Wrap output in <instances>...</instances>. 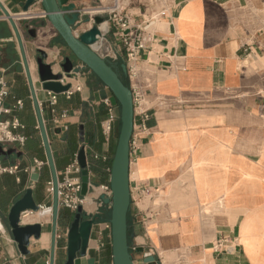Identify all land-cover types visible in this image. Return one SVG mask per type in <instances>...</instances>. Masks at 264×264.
Listing matches in <instances>:
<instances>
[{"label": "crops", "instance_id": "crops-1", "mask_svg": "<svg viewBox=\"0 0 264 264\" xmlns=\"http://www.w3.org/2000/svg\"><path fill=\"white\" fill-rule=\"evenodd\" d=\"M159 7L131 1L126 8L134 23L145 27L148 39L136 64V80L121 73L130 89L140 90L148 115L144 120L134 113L136 149L129 156L128 242L134 264H152L143 261L145 250L160 264H264V0H169L163 15ZM6 8L21 35L58 173L84 147L92 189L82 213L100 219L92 226L82 264L89 257L94 264H111L101 262L110 242V209L101 199V186L109 185L119 117L105 136L104 86L88 69L64 78L74 92L70 97L57 94L52 111L35 58L44 51L45 61L59 71L70 51L50 23L29 21L39 18L38 6L27 12L32 18L23 16L21 8L7 3ZM99 28L102 37L92 48L102 53L100 46L106 53L108 24ZM0 65L9 87L4 103L12 108L1 117L17 118L25 125L17 132L26 136L24 145L14 144L21 154L3 159L18 163L19 169L0 175V217L30 188L39 210L26 212L20 225H41L40 237L29 238L26 254L3 227L0 264H45L48 259L64 264L60 249L65 242L56 244L52 255V214L24 220L51 206L53 196L46 190L50 171L20 46L7 19L0 21ZM106 92L117 112L119 106ZM16 100H22V108L14 107ZM65 233L64 220L58 218L56 239Z\"/></svg>", "mask_w": 264, "mask_h": 264}, {"label": "water", "instance_id": "water-1", "mask_svg": "<svg viewBox=\"0 0 264 264\" xmlns=\"http://www.w3.org/2000/svg\"><path fill=\"white\" fill-rule=\"evenodd\" d=\"M76 0H24L22 3V12L26 13L35 4L39 3L44 11L46 20L41 21L45 25L48 21L60 36L63 43L70 51L59 64L60 70L53 71L52 65L45 61L47 54L40 50L39 55L35 58L36 72L38 80L43 90L61 94L71 87L70 82L63 83L64 78H70L72 74L78 73L83 69H88L104 86L106 90L116 99L119 104V128L114 154L112 157L109 187L111 195H102L101 199L110 209V252L111 264H134L132 254L128 243V223L127 214L130 208V188H129V142L133 130V100L132 92L128 85L124 84L121 73L126 72L124 63L119 65L111 63L101 57L92 47L100 35L99 24L104 21L103 17L96 16L93 19V25L82 31L78 35L73 33V27L79 20V14L76 10ZM0 11L8 20L14 35L20 46V51L24 63V69L27 82L30 88L33 108L37 118L38 129L41 144L45 154L46 165L50 171L51 183L53 185L52 198V255L56 244L65 242L64 249L60 252L65 253L64 264H82L81 258L87 254L88 242L91 235V229L99 214L84 217L82 206L71 214L66 212L63 216L66 233L64 237L56 239L57 219L59 217L60 206L58 204V171L53 159L50 141L48 139L46 126L42 117L41 109L36 99L28 62L24 54L22 39L16 26L14 18L0 3ZM87 21L89 19H86ZM30 35L35 34V29L29 30ZM82 129V126H80ZM82 134V132H81ZM20 155L15 147H9L3 150L0 147V156L7 158L11 154ZM77 159L81 170L82 188L81 194L86 195L90 189L87 159L84 147H80L77 152ZM38 174H34L32 179L37 180ZM39 206L35 203L32 190L25 189L24 193L12 204L6 215V220L10 232L17 243L18 249L22 254L27 253L29 238L38 239L40 237L41 225L39 223L20 225L21 218L26 212H36ZM65 240V241H64ZM145 263L160 264L155 256L148 250H145ZM94 257L86 259V264H94Z\"/></svg>", "mask_w": 264, "mask_h": 264}, {"label": "built area", "instance_id": "built-area-1", "mask_svg": "<svg viewBox=\"0 0 264 264\" xmlns=\"http://www.w3.org/2000/svg\"><path fill=\"white\" fill-rule=\"evenodd\" d=\"M9 0H0V3L6 6ZM99 2L98 7L102 12L99 15H103L105 12L107 14L104 17V21L108 23V29L106 34H111L112 41L109 42L111 54L98 53L103 58H109L115 61L117 64L124 63L126 66L125 74L128 75L130 81H135L137 76L136 64L140 58L141 53L147 48V35L145 27L137 25L134 21L127 15L126 8L130 5L131 1L134 0H96ZM150 4H158L159 14L163 15L167 10L169 0H147ZM38 4V3H35ZM34 6V5H33ZM27 13V12H26ZM26 13H23L25 16ZM104 13V14H105ZM3 14V13H2ZM0 14V21L6 20ZM96 16V15H93ZM80 17V15H79ZM39 18H45L43 9L40 10ZM91 21V20H90ZM93 22V21H92ZM77 23V22H76ZM76 25V24H75ZM74 25V26H75ZM111 26V27H110ZM89 28V27H88ZM75 35H78L76 30H73ZM81 33V32H80ZM5 70L0 65V147L6 150L9 147H15L14 144L24 145L26 141V136L22 133L17 132V130H24L25 125L22 124L17 118H2L3 115H9L12 108L6 106L4 103V98L8 95V83L4 78ZM79 91L80 87L77 86L75 91ZM74 90L70 87L67 91L63 92L66 97H70ZM132 100H133V111L142 115L145 119L148 118L146 110L143 109L142 104V94L139 89L132 87ZM48 94V105L51 110L54 111V106L57 102V94L47 91ZM102 101L107 107V116L101 123V129L105 136H109L114 122L118 119V114L116 112L115 106L112 103L110 96L104 94ZM15 108H22V100H16ZM136 149V143L132 139L129 142V156ZM99 156L94 154V158ZM4 158L0 156V175L1 174H15L19 169L18 163L8 164L5 163ZM102 160H106V156H101ZM38 167H41L43 162L35 160ZM81 170L77 159V153H74L73 158L69 164H67L62 171L58 173V204L60 207L66 208L71 212H76L79 206L84 203L85 195L81 194L82 181H81ZM101 189L105 193V196L111 195L109 185L101 186ZM47 192L53 195V185L50 182L47 184ZM142 192L148 193V189L142 190ZM52 212L51 206L46 207ZM107 228L110 229V223L107 224ZM3 231V226L0 219V234ZM219 245V244H218ZM45 264H52L48 259Z\"/></svg>", "mask_w": 264, "mask_h": 264}, {"label": "rangeland", "instance_id": "rangeland-1", "mask_svg": "<svg viewBox=\"0 0 264 264\" xmlns=\"http://www.w3.org/2000/svg\"><path fill=\"white\" fill-rule=\"evenodd\" d=\"M136 2L138 1H141V3H146L148 4V1L147 0H134ZM22 3H23V0H9L7 2V5L9 7H16V8H22ZM76 4V10L79 12L78 14L80 15L79 17V20L77 21L76 25L73 27V30H76L77 33H80L82 32L81 30L86 28L88 29V27H91V25H93V19H94V16H93V13H89L90 11H92L93 9H96L98 8V5H99V2L96 1V0H76L75 2ZM38 6L39 7V10H41V6L40 4H34V6ZM105 13V12H104ZM103 13V16H100V17H106L107 14ZM0 14H2V12L0 11ZM3 15V14H2ZM34 17V15L32 16ZM29 16V18H32ZM96 17V16H95ZM28 18V17H27ZM86 19H89L88 21ZM35 20H45V18H33V19H30L29 21H35ZM91 20V21H90ZM93 21V22H92ZM48 22V21H46ZM49 23V22H48ZM111 27V26H110ZM104 39L107 41V42H110L112 41V36L111 34H106L105 36H103ZM95 47V46H94ZM96 48V47H95ZM98 50H100L102 53L104 52L102 47H98ZM108 61H110L111 63H116L115 61L109 59V58H106ZM117 64V63H116ZM120 64V63H119ZM118 64V65H119ZM123 80V79H122ZM109 93V91H108ZM120 112V109H118L117 113L119 114ZM119 116V115H118ZM118 132V131H117ZM117 137V135H116ZM51 214V213H50ZM1 219V223H2V226L6 229L9 230V227H8V223H7V220H6V217H0ZM4 231V230H3ZM130 247V246H129ZM130 251H131V254H133V251H132V247H130ZM111 259V257H110Z\"/></svg>", "mask_w": 264, "mask_h": 264}, {"label": "bare ground", "instance_id": "bare-ground-1", "mask_svg": "<svg viewBox=\"0 0 264 264\" xmlns=\"http://www.w3.org/2000/svg\"><path fill=\"white\" fill-rule=\"evenodd\" d=\"M3 5V4H2ZM4 6V8L6 9V11H8L7 10V8H6V6L5 5H3ZM99 8L100 7H98V8H96V9H93L92 11H90L89 13H93V15H96V16H103V15H99L101 12H102V10L100 9L99 10ZM78 12V11H77ZM79 13V12H78ZM36 14V13H35ZM258 14V13H257ZM19 15V14H18ZM32 15H34L33 13H26L25 14V16H27V17H32ZM3 17H5V15L3 14L2 15ZM20 16H22L21 14H20ZM156 16V15H155ZM259 16V15H258ZM16 17V16H15ZM95 17V16H94ZM21 18V17H20ZM103 22H105V21H103ZM103 22H101L100 24H102ZM107 23V22H106ZM99 24V25H100ZM108 24V23H107ZM99 27V26H98ZM99 31H100V35L98 36V39H97V41L96 42H98L99 40H100V38L102 37V35H101V30H100V28H99ZM74 32V31H73ZM76 33V32H75ZM74 33V34H75ZM95 42V43H96ZM95 43H93V44H95ZM93 44H91V47H92V45ZM111 52V49H110V47H108L107 46V48H106V53L108 54V53H110ZM100 189V188H99ZM50 213V210L48 209V208H46V209H44V210H42V211H40L39 213H36L35 215H33V216H26L25 218H24V220H27V219H35V220H40L45 214H49Z\"/></svg>", "mask_w": 264, "mask_h": 264}, {"label": "trees", "instance_id": "trees-1", "mask_svg": "<svg viewBox=\"0 0 264 264\" xmlns=\"http://www.w3.org/2000/svg\"><path fill=\"white\" fill-rule=\"evenodd\" d=\"M123 82H124V84L128 85L124 80H123ZM111 97H112L113 101L119 106V104L116 101V99L112 95H111ZM118 128H119V122H118ZM66 212L67 211L60 209V211H59V217L58 218L63 219V216L66 214ZM128 221H129V212L127 214V223H128ZM110 256H111V252H110V242H108L106 244V250L102 254V261L101 262H103L104 260L111 261Z\"/></svg>", "mask_w": 264, "mask_h": 264}]
</instances>
